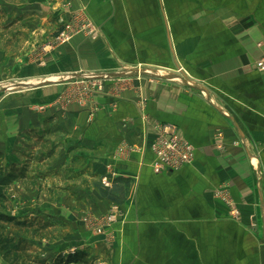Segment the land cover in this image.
I'll use <instances>...</instances> for the list:
<instances>
[{
    "label": "crops",
    "instance_id": "obj_1",
    "mask_svg": "<svg viewBox=\"0 0 264 264\" xmlns=\"http://www.w3.org/2000/svg\"><path fill=\"white\" fill-rule=\"evenodd\" d=\"M80 5L95 35L80 28L44 51L58 32V13L47 16L50 25L37 17L17 27L19 52L9 46L0 60L4 77L37 84L0 106L3 150L24 151L28 132L43 140L39 161L48 148L50 163L39 162L30 178L50 173L36 187L50 183L52 210L103 213L112 202L128 210L116 235L124 245L103 242L95 253L99 261L264 264V74L255 65L264 40V0ZM27 39L34 53L21 50ZM84 75L110 77L87 104L52 106L61 94L78 90L75 81ZM164 128L194 145L192 165L168 174L154 170L152 145ZM31 179L19 190L32 191L24 187ZM104 180L110 187L102 186L101 197L97 186ZM222 185L237 204L238 219L215 195ZM66 237L76 238L70 231Z\"/></svg>",
    "mask_w": 264,
    "mask_h": 264
},
{
    "label": "rangeland",
    "instance_id": "obj_2",
    "mask_svg": "<svg viewBox=\"0 0 264 264\" xmlns=\"http://www.w3.org/2000/svg\"><path fill=\"white\" fill-rule=\"evenodd\" d=\"M81 2L82 0H0V60L8 53L9 46L13 52H19L18 38L20 35L17 32V27L29 26L30 20L33 21L37 17L44 21V25H50V20L45 23L49 19L47 16L58 13V23L60 25L58 32L48 42H44L46 44V47L43 45L44 51L45 48H54L60 45L61 41H58V39H61V35L67 33L69 25H73L76 29H83V25H87L88 21H91L84 14L85 10L81 7ZM9 13L17 14L9 16ZM42 13H47V15H42ZM64 13H71L68 20L62 18ZM10 28L14 29L10 30ZM9 36L11 40H9ZM27 41L26 44L21 43V50L23 52L31 50L34 53L33 47L28 46L31 41L28 39ZM9 42L10 44H8ZM35 57L36 54H33V57L30 58L34 65ZM39 59H41L40 56ZM39 64H43V61H40ZM37 67H41V65ZM90 77L86 75L85 79H77L75 85L80 88L61 94L52 106L69 105L73 102L87 104L88 101H92L97 94L102 93L103 88L101 86L102 80ZM12 79L14 80L8 81L4 77L0 62V106L6 97H11L12 94L23 90L24 86L33 87L25 81ZM52 106L48 105L47 107ZM47 107L34 106L36 111L44 110ZM28 136H32L28 141V146H32H27L24 151L17 149L15 152H5L6 150H3L2 144H0V263L53 264L54 259L60 255L67 257L79 251L88 253L95 264H107L106 261H99L98 258L101 259V257L96 256L95 253L98 252V247L103 242L110 246L120 243V241L116 242V235H119L122 228H124L128 218V210L121 203L116 202H112L103 213L102 210L95 211L96 209H79L78 212L73 211L72 213L66 209H50L51 196H54L50 193V183L41 186V189L36 187L38 185L36 180L43 179L46 181L49 179L50 173L43 177L30 178L33 169L36 168L35 166H40L38 165L39 162L44 166L50 163L51 157H45L50 149H43V152H41L43 155L41 156L44 157L39 161L40 155L37 151L41 147L44 148L42 146L43 140L31 132H28ZM19 159L22 160L21 163ZM29 179L32 180L31 186L24 184V187L26 190L32 191L26 193L20 191V183L24 180L28 182ZM102 186L109 188L110 181H101L97 186L98 191L100 190V196L102 195ZM223 186L217 188L215 195L227 207L229 215L238 219L240 211L230 191L228 194L233 202V210L217 194L218 191L223 189ZM60 197L62 198L64 195H60ZM67 201L66 198L61 199V202H64L63 206L67 205ZM40 205H43V208H38ZM69 231L75 233L76 236L71 241H68L66 237ZM120 244L121 246L124 245L123 243ZM45 252L48 253L46 256L48 258L41 260L44 259L41 255ZM93 255L96 257H93Z\"/></svg>",
    "mask_w": 264,
    "mask_h": 264
},
{
    "label": "built area",
    "instance_id": "obj_3",
    "mask_svg": "<svg viewBox=\"0 0 264 264\" xmlns=\"http://www.w3.org/2000/svg\"><path fill=\"white\" fill-rule=\"evenodd\" d=\"M83 29H87L92 35L96 34L94 25L89 21L87 25H83ZM77 32H79V29H76L73 25H69L67 33L61 35L62 37L58 41L60 40V44H63ZM257 48L260 51V57L255 63L256 69L264 74V40L258 42ZM160 131L158 138L152 145V151L156 156L153 168L157 173L168 174L178 172L195 162L196 149L192 143L179 137L175 131H169L167 128ZM228 193V188L223 186V189L218 191L217 194L233 210V202Z\"/></svg>",
    "mask_w": 264,
    "mask_h": 264
},
{
    "label": "trees",
    "instance_id": "obj_4",
    "mask_svg": "<svg viewBox=\"0 0 264 264\" xmlns=\"http://www.w3.org/2000/svg\"><path fill=\"white\" fill-rule=\"evenodd\" d=\"M53 264H95L94 260H91L90 255L84 252H76L70 254L67 257L60 255L55 258Z\"/></svg>",
    "mask_w": 264,
    "mask_h": 264
},
{
    "label": "water",
    "instance_id": "obj_5",
    "mask_svg": "<svg viewBox=\"0 0 264 264\" xmlns=\"http://www.w3.org/2000/svg\"><path fill=\"white\" fill-rule=\"evenodd\" d=\"M124 75L123 74H113V75H111V77L110 78H122ZM108 76H102V75H92L90 78H92V79H99V80H102V79H104V78H109ZM165 78H168V79H170V78H173V77H165ZM184 83H186V81H183ZM199 90L200 91H202V92H206L205 91V89H200L199 88Z\"/></svg>",
    "mask_w": 264,
    "mask_h": 264
},
{
    "label": "bare ground",
    "instance_id": "obj_6",
    "mask_svg": "<svg viewBox=\"0 0 264 264\" xmlns=\"http://www.w3.org/2000/svg\"><path fill=\"white\" fill-rule=\"evenodd\" d=\"M27 84H30V85L34 86V84H35V83H34V82H32V83H27Z\"/></svg>",
    "mask_w": 264,
    "mask_h": 264
}]
</instances>
